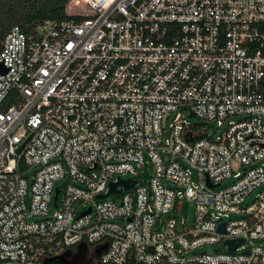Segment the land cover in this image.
Wrapping results in <instances>:
<instances>
[{
	"label": "built area",
	"instance_id": "2783aa9c",
	"mask_svg": "<svg viewBox=\"0 0 264 264\" xmlns=\"http://www.w3.org/2000/svg\"><path fill=\"white\" fill-rule=\"evenodd\" d=\"M119 179L134 184L97 199ZM183 198L192 226L170 215ZM88 248L100 264H264V0H67L6 34L0 264Z\"/></svg>",
	"mask_w": 264,
	"mask_h": 264
},
{
	"label": "trees",
	"instance_id": "16d2710c",
	"mask_svg": "<svg viewBox=\"0 0 264 264\" xmlns=\"http://www.w3.org/2000/svg\"><path fill=\"white\" fill-rule=\"evenodd\" d=\"M66 5L67 0H0V48L13 27L30 33L45 21L65 18Z\"/></svg>",
	"mask_w": 264,
	"mask_h": 264
},
{
	"label": "rangeland",
	"instance_id": "374dc122",
	"mask_svg": "<svg viewBox=\"0 0 264 264\" xmlns=\"http://www.w3.org/2000/svg\"><path fill=\"white\" fill-rule=\"evenodd\" d=\"M187 122L191 125H207L210 129L209 138H214L216 135V125L214 123H206L196 116H190L186 118ZM138 178L142 179L144 182L149 180V172L147 170H142L138 174ZM112 199L117 200L118 195H112ZM251 202V199L246 200L243 205H247ZM194 204L183 198L181 200L175 201V211H171L170 215L175 217L178 222L185 221L189 226L194 223ZM214 250L223 251L224 249L220 245H205L196 250L197 254L200 253H211ZM65 260L69 264H96L97 256L91 248L88 249H75L71 251L68 255L64 256Z\"/></svg>",
	"mask_w": 264,
	"mask_h": 264
},
{
	"label": "water",
	"instance_id": "95a60500",
	"mask_svg": "<svg viewBox=\"0 0 264 264\" xmlns=\"http://www.w3.org/2000/svg\"><path fill=\"white\" fill-rule=\"evenodd\" d=\"M190 116H192V114H190ZM134 184V181H130V180H122V179H119L117 182H112L109 184V191L107 194H104V195H98L97 196V199H104L106 198L107 196H109L111 193H120L121 190H116V187L117 185H121L125 190L131 188ZM218 230L220 232L223 231V224H221L219 227H218ZM241 243V240L238 239V240H229V241H226V244L229 245V248L230 250H233L238 244ZM62 256L60 257H57V258H51L49 259L46 264H50V262L53 260V259H59L62 261Z\"/></svg>",
	"mask_w": 264,
	"mask_h": 264
},
{
	"label": "flooded vegetation",
	"instance_id": "af4514ba",
	"mask_svg": "<svg viewBox=\"0 0 264 264\" xmlns=\"http://www.w3.org/2000/svg\"><path fill=\"white\" fill-rule=\"evenodd\" d=\"M54 260H55V263H56V264H69V263L65 260L64 257L62 258V261L59 260V259H53L52 261H54ZM96 264H100L98 260H97Z\"/></svg>",
	"mask_w": 264,
	"mask_h": 264
}]
</instances>
